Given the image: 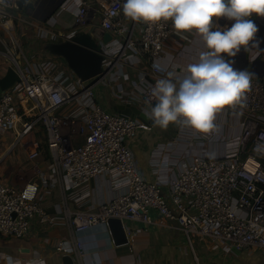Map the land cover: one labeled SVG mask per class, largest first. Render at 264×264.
<instances>
[{
  "label": "built area",
  "instance_id": "obj_1",
  "mask_svg": "<svg viewBox=\"0 0 264 264\" xmlns=\"http://www.w3.org/2000/svg\"><path fill=\"white\" fill-rule=\"evenodd\" d=\"M70 1L62 7L66 9ZM123 1L96 0L102 15V29L113 35V41L114 38L122 39L117 45L110 42L106 46L105 68L112 69L115 60H120L128 50L154 63L174 35L175 29L167 22L153 26L144 24L139 36H127L128 28L120 15ZM89 5L88 1L79 3L78 23L86 22ZM16 8V0H0L3 54L21 67V81L0 95V131L15 130L17 139L27 149L28 159L36 161L43 147L35 129L41 125L54 165L73 189L107 174L111 176L110 184L123 190L97 209L72 211L68 206L61 208L75 233L107 224L113 218L148 222L151 211H156L176 222L188 237L196 235L222 241L239 250L249 247L264 250V75L252 78L251 87L241 102L242 130L237 147L222 156L195 158L167 183L166 193L162 184L143 177L128 144V139L145 124L139 119L105 110L97 102L93 87H84L80 129L84 139L80 145L67 147L71 138L62 133L59 112L75 99V86L67 85L68 77L63 72L52 75L50 67L36 73H28L22 68L11 52L20 48L15 34ZM154 72L157 77L149 82L145 91V101L150 108L155 104L151 88L157 80L164 79L158 74V68H154ZM19 97L32 100L33 107L21 111L16 102ZM216 126L217 130L210 135L196 133L198 140L204 144L222 140L218 121ZM37 176L45 186L52 184L51 177L42 171L38 170ZM86 196L84 193L73 199L81 203ZM42 201L38 181L30 180L16 187L0 179V235L25 238L30 235L35 221L44 227L57 226L60 216L51 214ZM57 250L65 256L73 252L64 243H59ZM75 252L85 255L81 242H76Z\"/></svg>",
  "mask_w": 264,
  "mask_h": 264
},
{
  "label": "crops",
  "instance_id": "obj_2",
  "mask_svg": "<svg viewBox=\"0 0 264 264\" xmlns=\"http://www.w3.org/2000/svg\"><path fill=\"white\" fill-rule=\"evenodd\" d=\"M66 1L26 0L28 9L17 7L15 21L18 33L24 40L21 38L20 48L15 50L18 51L16 59L26 72L36 73L50 67L52 75L63 72L68 77L67 85L69 83L75 86V99L59 112L61 130L63 134H68L67 136L76 135L80 124L83 123L84 87H93L97 102L109 112H113L112 102L131 103L148 111L151 108L145 101V91L149 82L157 77L154 68H158V74L163 78L172 75L180 79L186 74L187 66L196 62L199 54L206 50L202 40L195 33L174 31L173 37L154 63L128 50L120 60H115L114 67L97 84H92V81L83 83L67 61L52 53L48 46L51 43L64 42L80 32L88 34L95 31L94 37L100 42L103 41L105 31L101 26L102 15L98 11L96 0H71L64 9L62 6ZM81 1H88L90 4L85 23L77 22ZM120 15L128 28L127 36H139L144 23H136L125 17L122 7ZM231 23L225 19L218 21L220 27L230 26ZM111 42V45H117L122 39L117 41L114 38ZM257 54L258 52L249 51L246 58L241 50L236 57L226 58L234 60L235 68L254 73L247 60L249 58L253 61ZM0 57L7 58L3 55L1 41ZM7 66L8 69L10 66ZM2 69L0 68L1 77L7 72V69ZM16 102L23 112L34 105L32 100L26 98H16ZM216 121L221 125L222 140L207 144L198 140L196 132L178 124L170 125L167 129H161L153 122L145 125L128 139L143 177L149 182L162 184L168 193L167 183L186 164L202 156H222L231 148L237 147L242 130L241 103L218 114ZM65 125L67 127H64ZM35 135L43 147L42 172L51 177L52 181L50 186H45L41 179L37 178L41 183L42 203L51 214L60 218L58 225L54 227H44L35 221L30 235L22 239L0 235V264H64L63 259L66 256L75 264H264L263 249L249 247L239 250L228 247L222 241L216 242L196 235L188 237L178 228L176 222L167 220L156 211H151L148 222L123 220L128 239L125 244L116 242L109 223L75 233L65 214L61 213V208L68 206L72 211L97 209L123 190L111 185V176L107 174L73 189L54 165L53 154L47 146L46 132L41 125L35 129ZM19 146L20 151L17 149ZM18 156L28 158L27 149L24 143L17 139L16 131H0V175L9 168L7 165L14 166ZM0 179L3 180L2 176ZM84 193H87V196L81 203L73 199V196L76 199L77 195ZM76 242L83 244L84 256L75 252ZM59 243H64L73 249V252L63 255L57 250Z\"/></svg>",
  "mask_w": 264,
  "mask_h": 264
},
{
  "label": "clouds",
  "instance_id": "obj_3",
  "mask_svg": "<svg viewBox=\"0 0 264 264\" xmlns=\"http://www.w3.org/2000/svg\"><path fill=\"white\" fill-rule=\"evenodd\" d=\"M122 9L133 22H171L177 33H195L202 40L206 50L182 78L156 81L155 104L145 115L161 129L178 124L200 135L214 133L218 114L240 104L251 87L254 74L226 57L259 48L253 17L264 18V0H124ZM220 19L232 23L220 27Z\"/></svg>",
  "mask_w": 264,
  "mask_h": 264
},
{
  "label": "water",
  "instance_id": "obj_4",
  "mask_svg": "<svg viewBox=\"0 0 264 264\" xmlns=\"http://www.w3.org/2000/svg\"><path fill=\"white\" fill-rule=\"evenodd\" d=\"M17 7L19 9H28L26 0H16ZM257 26L258 23L256 22ZM81 25V24H79ZM259 28V27H258ZM93 33H75L68 40L61 43L49 44V50L57 55L62 56L74 73L79 77L83 83L92 81L95 84L102 78H104L110 71V68L104 67V52L106 46L113 40V35L110 32L103 34V41H98L94 37ZM257 40L259 42V48L249 47L248 50H243V56L247 58L249 51L258 52L260 55L253 61L248 58L247 64H251L253 70V77L257 78L264 75V31L259 29L257 33ZM21 67L19 64L14 63L7 69L6 74L0 78V95L8 89L12 88L17 82L21 81L20 72ZM112 111L126 117L133 119H139L146 126L150 125L152 120L148 119L142 108L133 105L131 103H116L112 102ZM114 238L118 244L127 243V234L123 226L121 219H110L108 221ZM64 264H75V262L66 256L63 259Z\"/></svg>",
  "mask_w": 264,
  "mask_h": 264
},
{
  "label": "rangeland",
  "instance_id": "obj_5",
  "mask_svg": "<svg viewBox=\"0 0 264 264\" xmlns=\"http://www.w3.org/2000/svg\"><path fill=\"white\" fill-rule=\"evenodd\" d=\"M255 23H258V27L261 28L264 31V18H259V17H253ZM226 20V19H225ZM227 21V20H226ZM230 22V21H229ZM231 23V22H230ZM15 26H16V30H17V21H15ZM17 38L19 39L20 43H21V38L23 39V37H21L17 32H15ZM1 35V33H0ZM24 40V39H23ZM11 52L14 54L15 57H17L18 59V51L15 49H12ZM26 52V51H25ZM4 55V54H3ZM27 55V53H26ZM7 65L9 66H13V62L10 58H2L0 57V68H3V70L7 69ZM24 67V65H23ZM6 74V73H5ZM2 74H0V78ZM83 124V123H82ZM82 124H80V127L76 133V135L74 134H70L69 136H67L68 134H64L65 136L71 138L70 141H68L67 143V147H73V146H77L80 145L83 141V137L80 134V129L82 127ZM64 127H67V125H65ZM18 151H20V146L17 147ZM42 157H39L36 161H31L28 158H26V156H18L15 160V164L14 166H9L7 165L9 168H7L5 170V172L3 174H1L0 176H2V179L5 180L6 183L13 185V186H22L24 185L27 181H37V171L40 170L42 171ZM44 159V157H43ZM46 166V163H45Z\"/></svg>",
  "mask_w": 264,
  "mask_h": 264
}]
</instances>
